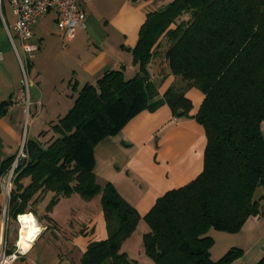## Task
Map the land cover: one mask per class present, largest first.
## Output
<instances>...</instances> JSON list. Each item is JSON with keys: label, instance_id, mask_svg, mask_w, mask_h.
Here are the masks:
<instances>
[{"label": "trees", "instance_id": "16d2710c", "mask_svg": "<svg viewBox=\"0 0 264 264\" xmlns=\"http://www.w3.org/2000/svg\"><path fill=\"white\" fill-rule=\"evenodd\" d=\"M145 15L131 53L137 73L126 78L122 68L105 72L78 91L73 106L49 130L27 140L11 175L7 215L16 220L34 212L35 200L45 192L53 193L49 206L73 193L85 200L99 194L108 236L90 242L79 264H130L120 249L141 217L113 185H98L94 146L145 109L165 104L176 117L191 116L185 91L194 87L203 94L192 116L206 136L202 171L155 201L143 217L149 227L143 249L153 264H242L243 250L236 246L210 259L214 240L208 232H237L259 209L264 0H170ZM158 61L181 84L153 102L158 93L149 66ZM50 130L52 136L41 141ZM15 159L1 163V177ZM24 178L30 179L26 186Z\"/></svg>", "mask_w": 264, "mask_h": 264}, {"label": "crops", "instance_id": "0c3cea01", "mask_svg": "<svg viewBox=\"0 0 264 264\" xmlns=\"http://www.w3.org/2000/svg\"><path fill=\"white\" fill-rule=\"evenodd\" d=\"M161 1L94 0L83 4L86 15L83 26L66 44L58 32L54 11L36 19L32 41L39 49L30 66L33 77L28 83V103L14 101L20 89L21 69L16 68L14 72L4 64L0 67V168L2 162L18 154L22 142L21 123L28 106L32 114L30 136L35 139L70 110L83 86L94 85L111 70L122 68L128 78L137 73L131 53L139 27L149 10L164 4ZM13 19L12 12V19L6 23L12 24ZM11 45L0 21V50L12 52L11 60L18 63ZM16 45L14 38V47L22 55L21 47ZM149 72L150 80L157 85L158 95L153 102L162 99L172 85L181 84L162 61L149 66ZM185 92L193 105L191 116L176 117L165 104L145 109L116 135L94 146L93 173L98 185H113L141 217L120 249L130 264H153L143 249L142 235L149 231L143 217L155 201L165 192L195 179L202 171L206 136L202 125L192 116L199 109L203 94L194 87ZM39 122H47L49 127L46 123L40 127ZM260 127L264 133V124ZM50 134H53L51 130L46 135ZM29 182V178L21 181L23 186ZM5 183V177L0 175V250L4 247V254L13 252L16 242L21 250L8 264H79L90 242L107 238L99 194L85 200L73 193L49 206L53 193L45 192L35 200L34 212L18 215L15 220L7 215L13 184L10 182L6 194ZM256 195L258 213L247 218L240 230L214 232L210 259L217 260L233 246L243 250L242 264H257L264 258V188ZM24 215L33 217L36 230L21 228L20 217Z\"/></svg>", "mask_w": 264, "mask_h": 264}, {"label": "built area", "instance_id": "2783aa9c", "mask_svg": "<svg viewBox=\"0 0 264 264\" xmlns=\"http://www.w3.org/2000/svg\"><path fill=\"white\" fill-rule=\"evenodd\" d=\"M94 0H8L10 8L14 15L13 23L9 24L4 21L2 14V2L0 0V21L3 28L8 35V39L12 44L15 53L16 60H18L21 73L23 76L22 86L19 89L15 102L28 103L29 101V78L28 71L34 61L36 52L39 49L37 43L32 41L33 38V25L37 21V18L46 15L50 11H54L57 15V29L60 33L63 44H66L73 40L76 35V30L83 26L86 17L85 11L83 10V4L93 2ZM19 40L22 55H19L16 48L14 47V35ZM3 55L0 50V63L3 61ZM23 151L20 150L7 175H5L6 183L4 184L3 190L6 194L9 192L10 182L12 179L14 168L17 165V161L23 157ZM21 251L18 243H15V251L4 254L0 253V264H8L17 257L18 252Z\"/></svg>", "mask_w": 264, "mask_h": 264}, {"label": "rangeland", "instance_id": "374dc122", "mask_svg": "<svg viewBox=\"0 0 264 264\" xmlns=\"http://www.w3.org/2000/svg\"><path fill=\"white\" fill-rule=\"evenodd\" d=\"M169 1L170 0H162L161 2H163L164 4H167V3H169ZM10 6L11 5L8 2V0H3L2 7H1L2 8V14H3L4 18L6 19L5 21H7V22L10 19H12V8H10ZM13 35H14L15 40H16V44H17L16 46L19 47V45H20L19 40L17 39L15 34H13ZM2 55H3L4 59H3V62L0 63V67L4 64L5 67H7L9 69V71L14 70V72H15L16 68H17V70H20V67H18L19 63H15L16 61L14 62V60H11V58H14V54H12V52L10 54L3 52ZM28 72H29L28 73V78H29V80H31L33 76H32V72H31L30 68H29ZM19 74H20V79H19V81H20L19 83L20 84H18V85H19V88H21V86H22L21 84H22V81H23V76H22L21 72H19ZM128 77L129 76H126V78H128ZM5 98H7V96ZM28 109H29V106L26 109L27 113H26V111L24 112L25 113V117H24V120L21 123L22 124V136H21L22 137V142H21V147L18 148V153L20 152V150L24 151L23 149H24V146H25L27 140L32 139V136H30V135H32L31 133L33 132L32 128H31L32 126L30 124V120L32 118V114L28 111ZM42 124H45L46 127H49L48 126L49 124L47 122H41V124L39 122L38 126L40 125V127H42L41 126ZM44 131H46V130H44ZM46 134L41 136V139H42L41 141H44V140L46 141V140L49 139L50 136L48 137ZM8 142H10V144L12 143V141L10 139H8ZM214 232H222V231L211 230L208 233H209V235L211 237H213V235L215 234ZM14 237H15V234H13V238ZM16 237H17V235H16ZM4 251L5 250H4V247H3V249L0 250V253H3Z\"/></svg>", "mask_w": 264, "mask_h": 264}, {"label": "bare ground", "instance_id": "6f19581e", "mask_svg": "<svg viewBox=\"0 0 264 264\" xmlns=\"http://www.w3.org/2000/svg\"><path fill=\"white\" fill-rule=\"evenodd\" d=\"M20 222L22 224L21 228H23V230H26V228H30L31 230H36L35 229V223H34V219L31 215H24L20 217ZM23 236V233L21 232V238ZM25 249V247H24ZM1 262V259H0Z\"/></svg>", "mask_w": 264, "mask_h": 264}]
</instances>
